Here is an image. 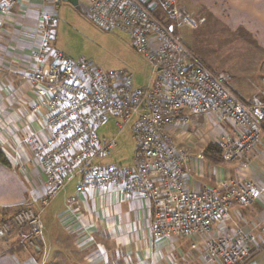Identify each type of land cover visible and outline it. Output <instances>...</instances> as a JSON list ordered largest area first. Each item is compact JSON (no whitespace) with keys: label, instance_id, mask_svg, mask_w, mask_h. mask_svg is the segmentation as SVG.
Returning <instances> with one entry per match:
<instances>
[{"label":"built area","instance_id":"built-area-1","mask_svg":"<svg viewBox=\"0 0 264 264\" xmlns=\"http://www.w3.org/2000/svg\"><path fill=\"white\" fill-rule=\"evenodd\" d=\"M45 2L58 9L62 1ZM17 3L0 0V13L10 14ZM79 7L96 27L127 36L148 63L150 77L136 86L134 74L107 73L66 56L54 45L57 15H40V46L32 55L39 68L21 77L44 97L41 104L50 112V137L30 135L25 140L41 160L47 190L34 200L36 208L0 223V242L15 236L25 247L38 249L44 210L76 178L79 194L115 187L127 198L145 200L153 239L201 237L205 258L200 264H248L264 254V225L259 235L244 226L219 232L232 207H252L263 191L252 182L191 189L192 166L205 155H192L171 131H186L201 117L231 122L238 136L215 144L226 164L244 169L264 135V103L243 102L230 88L227 74L212 71L186 46L181 29L196 25L178 0H79ZM4 72L0 67V74ZM111 120H116L119 134L131 126L135 149L129 165L107 161L116 140H102L97 131Z\"/></svg>","mask_w":264,"mask_h":264},{"label":"crops","instance_id":"crops-1","mask_svg":"<svg viewBox=\"0 0 264 264\" xmlns=\"http://www.w3.org/2000/svg\"><path fill=\"white\" fill-rule=\"evenodd\" d=\"M178 5L192 21H201L202 41L213 34L219 45L216 51L220 52L224 45L236 53L229 84L234 93L247 104L264 103V0H178ZM58 11L45 0H18L10 14L0 13V67L5 70L0 74V152L10 165L0 163V223L21 210L36 208L34 200L46 194L41 160L31 154L25 140L30 135L40 140L50 137L46 127L50 112L41 104L44 97L21 76L39 68L32 55L40 46V15H58ZM43 68L46 70L47 66ZM104 129L100 139L108 140L114 131ZM172 130L176 142L187 146L195 156L204 154L217 139L232 141L238 136L231 122L220 123L214 116L192 120L186 131L178 127ZM192 169L189 185L195 191L225 182L256 184L263 191L261 199L249 208L232 207L220 221L219 232L229 233L244 226L259 235L264 225V137L250 155L246 169L230 166L224 160L215 162L208 156ZM77 187L78 180L71 178L67 188L44 210L38 249L25 247L13 236L0 242V264L204 261L205 247L199 236L152 238L150 210L145 200L127 198L115 187L91 188L81 194ZM261 255L248 264H257Z\"/></svg>","mask_w":264,"mask_h":264},{"label":"rangeland","instance_id":"rangeland-1","mask_svg":"<svg viewBox=\"0 0 264 264\" xmlns=\"http://www.w3.org/2000/svg\"><path fill=\"white\" fill-rule=\"evenodd\" d=\"M192 22L196 25V28L182 27L180 32L182 39L189 45L190 50L198 58L202 59L212 71L227 74L231 82L236 53L233 52V49L224 45L221 46L220 52L216 51L219 45L215 36L212 34L209 39L204 38L205 40L202 41L200 36L201 21L195 19ZM54 31V45L57 50L66 56L76 61L84 59L107 73L126 72L134 74L136 86H143L147 83L151 69L144 58L133 49L129 38L125 35L96 27L83 14L81 7L74 8L61 2ZM212 32L214 33L215 30ZM236 80L239 81L237 78ZM114 121L116 120H112L106 126L114 131L112 136H108V140H116V147L111 151V156L108 158L109 162L129 165L134 157L135 149L131 126L118 137L119 129L115 127ZM106 127L98 129L97 136L99 138L103 137L104 128ZM171 131L174 133V130ZM263 137L264 135H262L261 139ZM249 162L250 156L247 160V167ZM263 256L258 257L257 264H263Z\"/></svg>","mask_w":264,"mask_h":264},{"label":"trees","instance_id":"trees-1","mask_svg":"<svg viewBox=\"0 0 264 264\" xmlns=\"http://www.w3.org/2000/svg\"><path fill=\"white\" fill-rule=\"evenodd\" d=\"M205 157H209L210 159L214 160L215 162H221L223 160L222 153L219 150L217 145L209 146L206 151L204 152ZM0 163H2L5 166H10L6 157L3 153L0 152ZM254 258L251 261H253ZM249 262V263H250Z\"/></svg>","mask_w":264,"mask_h":264},{"label":"water","instance_id":"water-1","mask_svg":"<svg viewBox=\"0 0 264 264\" xmlns=\"http://www.w3.org/2000/svg\"><path fill=\"white\" fill-rule=\"evenodd\" d=\"M63 3L69 4L74 8L79 7V0H61Z\"/></svg>","mask_w":264,"mask_h":264}]
</instances>
